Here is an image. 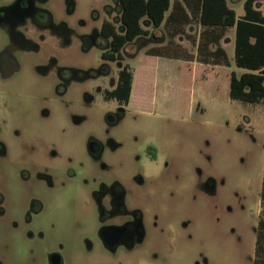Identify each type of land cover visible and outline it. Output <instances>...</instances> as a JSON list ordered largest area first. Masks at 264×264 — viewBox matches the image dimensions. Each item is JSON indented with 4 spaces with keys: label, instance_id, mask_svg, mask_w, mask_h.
Listing matches in <instances>:
<instances>
[{
    "label": "flooded vegetation",
    "instance_id": "obj_1",
    "mask_svg": "<svg viewBox=\"0 0 264 264\" xmlns=\"http://www.w3.org/2000/svg\"><path fill=\"white\" fill-rule=\"evenodd\" d=\"M117 2L0 0V35L5 39L0 41V84H6L5 90L0 87V179L6 180L7 163H13L6 135L20 130L12 123L10 98L35 99L23 86L30 87L39 79L54 81L57 96L53 100L58 102L60 113L50 111L47 101L38 107V115L48 125L43 127L45 132L52 134L75 137L82 131L80 126L88 118L77 113L74 104L103 113L106 135L131 112L145 106L143 97L133 96L135 64L142 46L138 52H128L130 42L118 47L125 29L120 16L114 14L115 7L120 12ZM155 40L150 32L138 35L131 43L152 44ZM74 52L83 60L81 64H73ZM143 53L150 59L160 58ZM8 84L16 87L10 89ZM73 90L79 96L67 103L63 96ZM86 131L84 151L89 161L85 163L76 158L75 146L74 153L60 155L55 141L39 152L32 139L35 128L30 126V145L19 160L27 165L20 170V180H30V197L24 208H7V197L0 188V226L25 229V237L32 239L26 247L29 264H69L78 260L81 250L90 253L96 248L117 264H180L184 247L159 240L163 233L171 234L170 227L158 223L161 197L166 188L171 191L180 181L169 173L168 160L149 144L144 161L134 156L136 166L130 171L117 168L118 173L105 156L116 153L120 144L109 135L100 139L94 130ZM198 184L205 193L215 192L216 182L210 176H198ZM14 200L16 196L11 206ZM87 212L94 214L93 225L90 231H86L87 226L83 231L82 213ZM44 217L47 225H42ZM36 234L38 238H34ZM67 236L74 240L66 242L63 237ZM0 244V264H7L14 259L16 241L3 238ZM193 264L208 263L204 256H198Z\"/></svg>",
    "mask_w": 264,
    "mask_h": 264
},
{
    "label": "rangeland",
    "instance_id": "obj_2",
    "mask_svg": "<svg viewBox=\"0 0 264 264\" xmlns=\"http://www.w3.org/2000/svg\"><path fill=\"white\" fill-rule=\"evenodd\" d=\"M228 3L238 16L243 14V0H228ZM116 6L119 8L118 2ZM259 7L264 11V2ZM114 14L119 18L120 12L116 7ZM145 28L153 32L155 43L130 42L126 48L128 52H138L142 46L140 59L135 64L137 73L133 96L143 97L145 106L136 113L131 112L118 126L110 129L108 135L120 147L105 158L116 172L119 173L118 169L122 171L123 167L130 171L136 166L134 156L144 161L146 146L153 144L161 158L168 160L172 168L169 173H174L180 181L171 191L166 188L168 191L161 197L158 223L161 227H170L171 234L163 233L159 240L177 242L184 247L180 264H193L198 256H204L208 264H252L261 209L264 103L234 100L229 96L231 73L239 76L245 72L234 63L235 30H228L222 44L229 66H210L197 61L144 56L143 52L166 44L168 39L163 27L153 29L151 25H145ZM198 32L199 26L193 24L186 29L185 35L175 38L193 56L196 54ZM4 40L0 35V41ZM96 54L97 51L92 52L94 58ZM72 58L74 65L83 61L75 52ZM7 86L10 89L16 87ZM0 87L5 90L6 84H0ZM23 89H30L35 99L10 98L12 123L20 130L6 135L13 163H7L6 180L0 179V188L7 197L5 206L12 209L24 208L30 197V180H20V170L27 165L19 161L22 154H27L30 145V126L35 128L32 139L39 152H45L49 143L55 141L60 155L74 153L75 146L76 158L85 163L89 161L84 151L86 130H94L100 139L108 136L103 113L93 108L85 110L81 104H74V109L79 114L85 113L88 119L80 126L82 131L77 136L45 132L43 127L48 125L38 115L39 103L47 101L50 111L60 113L58 102L53 100L57 96L54 81L39 79L30 87L23 86ZM74 96H79L76 90L63 99L68 103L67 100L73 101L71 97ZM29 107L30 115L27 116ZM200 175L215 180L213 194L201 189L198 184ZM13 196L17 201L14 200L11 206ZM82 217L83 231L86 226V231H90L94 214L82 213ZM47 220V217L42 218V225H47ZM24 230L22 227L19 230L9 225L0 226V240L14 238L16 241L13 249L17 251L12 254L14 259L7 264H29L26 247L32 239L25 237ZM34 238H38L37 234ZM63 239L66 242L74 240L73 236ZM69 264L117 263L96 248L90 253L81 250L78 260Z\"/></svg>",
    "mask_w": 264,
    "mask_h": 264
},
{
    "label": "trees",
    "instance_id": "obj_3",
    "mask_svg": "<svg viewBox=\"0 0 264 264\" xmlns=\"http://www.w3.org/2000/svg\"><path fill=\"white\" fill-rule=\"evenodd\" d=\"M124 33L119 36L121 47L138 35H148L163 27L167 42L146 50L159 57L197 61L210 66H229V58L222 40L234 28V63L245 72L230 75L231 99L264 103V12L256 4L264 0H244L243 14L237 16L228 0H117ZM193 24L199 26L196 54L193 56L176 42L177 36L186 34ZM122 87V86H121ZM120 87V88H121ZM123 88V87H122ZM132 90V78L127 91ZM260 214L255 231L252 264H264V165L261 181Z\"/></svg>",
    "mask_w": 264,
    "mask_h": 264
},
{
    "label": "crops",
    "instance_id": "obj_4",
    "mask_svg": "<svg viewBox=\"0 0 264 264\" xmlns=\"http://www.w3.org/2000/svg\"><path fill=\"white\" fill-rule=\"evenodd\" d=\"M230 2V1H229ZM243 2H244V0H243ZM261 2H264V1H260V2H258L257 4H256V8L257 9H260L261 11H263L260 7H259V4L261 3ZM229 4V3H228ZM233 5V4H232ZM264 12V11H263ZM242 15V14H241ZM241 15H239V16H241ZM238 16V15H237ZM224 39V38H223ZM222 44H223V40H222Z\"/></svg>",
    "mask_w": 264,
    "mask_h": 264
}]
</instances>
